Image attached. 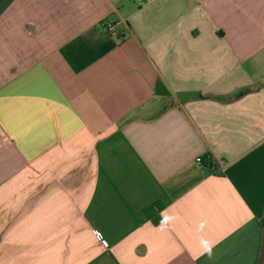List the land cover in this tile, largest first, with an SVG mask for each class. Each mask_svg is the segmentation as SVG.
Returning a JSON list of instances; mask_svg holds the SVG:
<instances>
[{
	"label": "crops",
	"instance_id": "crops-1",
	"mask_svg": "<svg viewBox=\"0 0 264 264\" xmlns=\"http://www.w3.org/2000/svg\"><path fill=\"white\" fill-rule=\"evenodd\" d=\"M0 264H264V0H0Z\"/></svg>",
	"mask_w": 264,
	"mask_h": 264
},
{
	"label": "built area",
	"instance_id": "built-area-1",
	"mask_svg": "<svg viewBox=\"0 0 264 264\" xmlns=\"http://www.w3.org/2000/svg\"><path fill=\"white\" fill-rule=\"evenodd\" d=\"M139 4H142L143 0H136ZM123 21L119 22H107L105 23L106 32L108 34L114 35L116 37H123L124 33L120 30L121 26L123 25ZM202 159L199 158L198 161H201Z\"/></svg>",
	"mask_w": 264,
	"mask_h": 264
},
{
	"label": "trees",
	"instance_id": "trees-1",
	"mask_svg": "<svg viewBox=\"0 0 264 264\" xmlns=\"http://www.w3.org/2000/svg\"><path fill=\"white\" fill-rule=\"evenodd\" d=\"M161 83V81H159ZM202 161L204 162L205 165L209 166L210 168L213 169V172L220 175L221 170L219 169L218 165L215 163L213 158L211 156H205L202 158Z\"/></svg>",
	"mask_w": 264,
	"mask_h": 264
}]
</instances>
